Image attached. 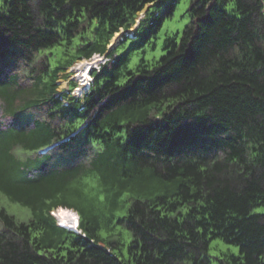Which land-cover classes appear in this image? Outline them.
<instances>
[{"label": "trees", "instance_id": "obj_1", "mask_svg": "<svg viewBox=\"0 0 264 264\" xmlns=\"http://www.w3.org/2000/svg\"><path fill=\"white\" fill-rule=\"evenodd\" d=\"M179 2L0 0V264H264V0Z\"/></svg>", "mask_w": 264, "mask_h": 264}, {"label": "rangeland", "instance_id": "obj_2", "mask_svg": "<svg viewBox=\"0 0 264 264\" xmlns=\"http://www.w3.org/2000/svg\"><path fill=\"white\" fill-rule=\"evenodd\" d=\"M190 3V0H180V2L177 4V7L174 11V14L171 18L167 19L164 22L163 25V29L160 32L159 38L157 39V49H148L146 52V57L148 59H150L151 61L155 62L163 53L164 51L160 50V46L162 44L163 39L165 38V31L169 32L170 35L171 34H175L177 33L178 36L181 34V31L183 29V27L187 24V22L189 21V17L188 14L186 13V9L188 8V5ZM146 8V7H145ZM145 8L139 12V17L143 16L142 13L145 11ZM138 20V19H137ZM138 22H136L129 30L125 31V30H119V33L114 34L113 36V40L108 42L107 44V50L104 53V55L101 56H95L92 55L91 58H82V59H78L73 65H71L70 67H68L64 72H60L59 73V78L57 80V84H58V89H66L69 86L70 81L75 80L77 81H81L80 75L78 74L79 72V67H77L79 65V63L81 61H87L88 64H90L91 62L93 66H96V63H100L106 60L107 57V53L109 51V49H111L112 47L116 46L119 43V40H121V38L123 37L124 34L130 33V31H133V28L136 27ZM130 36H132V33H130ZM60 49V48H59ZM58 49V50H59ZM62 49V46H61ZM96 61V63H95ZM137 63L136 59H133L132 64L134 65ZM79 68V69H78ZM77 82V83H79ZM81 89H73L72 92L76 95L80 94L81 91H85L86 90V85H81ZM83 89V90H82ZM0 206L5 207L8 211H10L11 213H13L18 219H27L30 216L29 213V209L25 206L20 205L19 203L13 202L11 201L9 198H7L5 195H3L2 193H0ZM129 235L128 233L125 231V240H128ZM214 244V243H213ZM221 249L226 250L228 248L227 245L225 244H221L220 246ZM123 252L125 253V248L123 247ZM219 249V248H218ZM213 248V245L211 247V249L209 250V253L212 256H221V251ZM229 249L231 251H233L234 253H238V247L235 246H229ZM217 260L213 261V264H215Z\"/></svg>", "mask_w": 264, "mask_h": 264}, {"label": "bare ground", "instance_id": "obj_3", "mask_svg": "<svg viewBox=\"0 0 264 264\" xmlns=\"http://www.w3.org/2000/svg\"><path fill=\"white\" fill-rule=\"evenodd\" d=\"M117 33H119V31H117L115 34ZM113 37L111 41L113 40ZM91 65H92V62L88 64L87 61H81L79 65L77 66L80 68V69L78 68L79 69L78 72H80V75L82 76L81 77V80L83 81L82 83L88 84V79H89L88 70ZM54 211H55V214L60 218V222L68 227L75 226L76 222L78 221L79 216H78V213L74 209H69L68 207L61 206L58 209H55Z\"/></svg>", "mask_w": 264, "mask_h": 264}, {"label": "water", "instance_id": "obj_4", "mask_svg": "<svg viewBox=\"0 0 264 264\" xmlns=\"http://www.w3.org/2000/svg\"><path fill=\"white\" fill-rule=\"evenodd\" d=\"M142 15H144V12L142 13ZM136 22L139 23V19H138ZM138 23H137V25H138ZM137 25H136V26H137ZM133 29H134V28H133ZM121 30H123V29H121ZM69 209H72V208H69Z\"/></svg>", "mask_w": 264, "mask_h": 264}, {"label": "built area", "instance_id": "obj_5", "mask_svg": "<svg viewBox=\"0 0 264 264\" xmlns=\"http://www.w3.org/2000/svg\"><path fill=\"white\" fill-rule=\"evenodd\" d=\"M78 74L80 75V72H79ZM76 89H78V87H77ZM80 94H81V93H80Z\"/></svg>", "mask_w": 264, "mask_h": 264}, {"label": "clouds", "instance_id": "obj_6", "mask_svg": "<svg viewBox=\"0 0 264 264\" xmlns=\"http://www.w3.org/2000/svg\"><path fill=\"white\" fill-rule=\"evenodd\" d=\"M78 85V84H77ZM83 91H81V93H82Z\"/></svg>", "mask_w": 264, "mask_h": 264}]
</instances>
